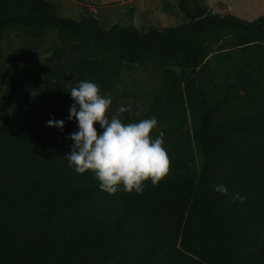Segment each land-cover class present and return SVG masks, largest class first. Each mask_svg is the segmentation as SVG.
I'll return each mask as SVG.
<instances>
[{
  "label": "trees",
  "instance_id": "trees-1",
  "mask_svg": "<svg viewBox=\"0 0 264 264\" xmlns=\"http://www.w3.org/2000/svg\"><path fill=\"white\" fill-rule=\"evenodd\" d=\"M180 11L186 23L141 33L62 17L46 0H0V46L11 33L59 43L31 68L0 63V264H264V16ZM138 68L158 88L138 115L114 104L107 115L156 117L169 172L141 194H109L68 166L69 91L89 80L106 96Z\"/></svg>",
  "mask_w": 264,
  "mask_h": 264
},
{
  "label": "clouds",
  "instance_id": "clouds-1",
  "mask_svg": "<svg viewBox=\"0 0 264 264\" xmlns=\"http://www.w3.org/2000/svg\"><path fill=\"white\" fill-rule=\"evenodd\" d=\"M74 103L67 120H75L77 130L71 133V150L65 155L68 166L79 174L91 172L99 188L109 194L123 190L141 194L145 182L157 185L169 172V156L163 136L152 138L156 117L124 123L118 113L109 116L110 97L100 94L98 85L81 80L69 91ZM127 109L121 107L119 112ZM64 120L50 118L49 127L63 129ZM99 126V131L96 127ZM214 191L227 193L223 184ZM235 198L244 199L237 196Z\"/></svg>",
  "mask_w": 264,
  "mask_h": 264
},
{
  "label": "rangeland",
  "instance_id": "rangeland-1",
  "mask_svg": "<svg viewBox=\"0 0 264 264\" xmlns=\"http://www.w3.org/2000/svg\"><path fill=\"white\" fill-rule=\"evenodd\" d=\"M57 13L65 18L78 21L83 15H92L106 28L114 25L133 27L141 33L152 28L170 27L186 23L180 6L190 12L196 7L212 10L217 14H230L245 21H254L264 16V0H46ZM56 35L38 40H27L11 33L0 46V63L13 65L18 69L31 68L34 60H41L48 49L58 46ZM159 86L156 72L150 68H138L134 73H123L115 88L107 97L117 111L126 106L131 115H138L146 105L148 95ZM3 88L0 87V99ZM42 98L57 93L55 87L40 89ZM63 98L54 105L62 106ZM111 104V105H112ZM110 105V106H111ZM202 160L196 156V166Z\"/></svg>",
  "mask_w": 264,
  "mask_h": 264
}]
</instances>
